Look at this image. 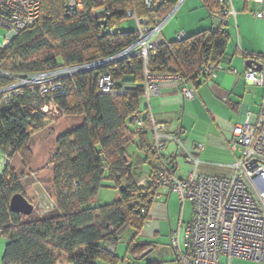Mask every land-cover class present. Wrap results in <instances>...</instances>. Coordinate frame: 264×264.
<instances>
[{
    "label": "trees",
    "instance_id": "trees-1",
    "mask_svg": "<svg viewBox=\"0 0 264 264\" xmlns=\"http://www.w3.org/2000/svg\"><path fill=\"white\" fill-rule=\"evenodd\" d=\"M199 2L211 20L218 6L216 0ZM175 6L176 1H166L156 12H150L142 0H84L79 13L66 9L64 0H42L39 19L0 49V67L29 74L112 57L135 39V31L120 29L129 19L127 12L147 18L153 25ZM228 38L227 32L212 26L182 41L157 44L148 56L147 68L153 74L179 75L182 84L196 90L202 81L212 79L204 74L207 66H224ZM243 56L244 62L252 59L260 63L254 57ZM104 72L125 91L123 95L95 93L97 78ZM143 72L142 60L128 56L66 82L67 94L56 97L58 104L66 108L63 118L68 122L55 143L56 208L40 217L11 213L9 199L24 193L14 172L9 167L3 169L0 236L7 242L2 264H122L125 258L137 263V258L151 248L150 244L139 243L138 237L149 221L148 211L155 197L153 193L143 195L137 186L142 177L132 171L127 159L135 138L138 150L148 147L147 132L142 130L150 127L149 116L142 117L143 128L133 121V116L141 113ZM29 102L26 95L0 117V152L19 156L25 165L31 161L27 144L33 134L45 128L43 118L28 108ZM144 159L150 162V174L159 159L148 150ZM73 178L78 180L76 190L64 195L61 180ZM105 183L118 190V199L111 205L90 207ZM123 240L126 250L120 258L110 249H116Z\"/></svg>",
    "mask_w": 264,
    "mask_h": 264
},
{
    "label": "built area",
    "instance_id": "built-area-1",
    "mask_svg": "<svg viewBox=\"0 0 264 264\" xmlns=\"http://www.w3.org/2000/svg\"><path fill=\"white\" fill-rule=\"evenodd\" d=\"M41 1L0 0V28L6 31L0 49L5 48L19 32L39 19ZM166 1L171 0H142L150 12H156ZM174 1L176 6L171 13L153 25L147 18L140 19L127 12V17L131 18L136 26L135 39L127 48L112 57L29 74H20L11 68L0 67V117L28 95V108L43 118L46 127L62 118L66 112V108L58 104L56 97L67 94V81L80 73L97 71L128 56H138L143 62L147 109L150 96L159 95L162 84L175 85L183 101L194 100L195 88L182 84L179 75L153 74L147 68L148 56L157 45L155 38L185 0ZM243 1L257 7L253 17L264 19V0ZM83 2L84 0H64V5L70 11L81 13ZM216 3L218 6L212 12L210 21L212 26L216 23L219 31L225 33L231 24L230 21L236 19V11L232 0H216ZM185 36L184 31H179L175 39L182 41ZM260 59L261 70L248 68L244 78L247 83L264 89V55ZM220 71L237 75L235 69H225L223 64L207 66L204 74L214 78ZM124 92L116 86L109 73L104 72L98 76L96 94L115 96L123 95ZM148 116L153 132V142L148 146V151L158 157L159 163L152 173L137 181V186L142 189L143 195L153 193L154 197L159 189H166L176 195L180 203L189 202L192 205V219L183 228L182 236L171 238L170 247L177 264H220L222 257L226 259L227 264L235 259L264 264V96L259 113L253 119L248 118L233 127L230 149L237 157L232 164L219 166L228 171L226 175H206L199 172L201 161L197 155L203 151L204 145L198 143L194 145L193 151L187 154L186 176L178 177L177 166L167 164L162 152L168 141L176 145H180V141L176 135L161 133L164 125L156 124L152 117ZM142 117L141 113L133 116L138 128L144 126ZM2 154L3 168L9 167L13 156ZM149 163L148 161L147 164ZM61 184L63 194L67 195L76 190L78 180L63 179ZM55 208L56 202L49 199L41 207L40 215H47Z\"/></svg>",
    "mask_w": 264,
    "mask_h": 264
},
{
    "label": "crops",
    "instance_id": "crops-1",
    "mask_svg": "<svg viewBox=\"0 0 264 264\" xmlns=\"http://www.w3.org/2000/svg\"><path fill=\"white\" fill-rule=\"evenodd\" d=\"M174 1V0H173ZM182 29L186 36L196 33L200 29L199 25L193 29H185L183 27L170 28L161 30V33L155 38L156 44L169 43L172 39L175 41L174 34ZM241 67L232 58L225 57L224 67L232 68L237 71V75L230 72H218L216 76L202 83L195 90V98L192 101H183L178 88L172 84H162L159 95L150 96L149 106L147 109L146 99L143 97V111H140L143 117L150 115L156 124L164 125L161 132L168 135H176L180 141V145L168 141L162 152V156L167 164H175L177 166V176L184 178L188 171L186 165V157L189 152L193 151L194 145L202 143L204 145L197 158L201 161L199 172L201 174L226 175V169H210L205 164L209 161L220 163L223 165L232 164L237 154L230 149L232 139V130L235 125L242 124L248 118L253 119L258 113L254 114L250 111L246 95L250 92L249 88L259 87L247 83L244 76L248 69L245 62ZM264 95V91H263ZM250 96V95H249ZM143 132H147L148 146L153 142V132L151 127L143 128ZM137 138H135L134 153L128 154L127 159L131 161L135 169H138L144 177L148 172L144 171V167H148L145 162L147 149H137ZM171 193L166 189H159L154 199H168ZM153 202V203H154ZM151 204L148 211V223L144 226L138 237L139 243L151 245V252L146 260L134 263V261L125 258L122 264H177L175 254L170 247L171 238L178 235L180 238L183 228L192 219V205L188 208V215L183 222H180L177 228L169 225L168 232L166 229L161 230L156 220L160 218L161 205ZM155 222V223H154ZM166 231V232H165ZM163 239V242H156V239ZM126 245V244H125ZM116 249H110L119 256ZM220 264H227L225 258L220 259ZM230 264H260L244 260H232Z\"/></svg>",
    "mask_w": 264,
    "mask_h": 264
},
{
    "label": "rangeland",
    "instance_id": "rangeland-1",
    "mask_svg": "<svg viewBox=\"0 0 264 264\" xmlns=\"http://www.w3.org/2000/svg\"><path fill=\"white\" fill-rule=\"evenodd\" d=\"M234 9L236 11V19L231 20L230 26L227 27L228 44L226 49V57L232 58L236 63L242 67L244 65L243 55L254 57L257 60L264 55V19H257L253 17L254 11L257 9L255 5L245 4L243 0H232ZM100 3V2H99ZM199 25L200 29L208 30L212 27L211 21L205 8L200 4L199 0H185L181 6L175 11L172 18L164 26V29L183 27L187 30L193 29ZM217 26L216 23L213 24ZM120 29L124 32L135 31L136 26L134 21L129 18L120 25ZM179 31V29L175 34ZM6 37V31L0 28V43ZM238 37V40H237ZM171 39L169 42H172ZM223 72V71H222ZM250 93L246 95L250 111L254 114L260 111L263 91L262 87H251ZM250 95V96H249ZM144 103L141 102L140 110L143 111ZM68 126L66 118H59L55 123L47 125L39 132L33 134L29 143L27 144V152L30 153V163L25 165L22 158L13 156L9 162V168L14 172L18 178L20 187L26 199L33 205L34 210L31 217H40V211L43 204L47 200H56L57 196V177L54 171L55 153H56V138ZM134 144H131L127 153H134ZM23 157V156H22ZM24 158V157H23ZM27 159V158H26ZM3 154L0 152V174L3 171L2 166ZM133 172L138 173L139 177L145 174L134 168L130 161ZM210 169H218L219 166H226L216 162H207L205 164ZM220 169V168H219ZM144 171L148 172V168L144 167ZM108 179V175H104V180ZM137 180V178H136ZM118 199V190L111 185L105 183L101 184L96 197L90 203V207L95 208L99 206L111 205ZM161 205L160 218L156 220L161 230L168 232L169 225L177 228L180 222H183L188 215L189 202L180 203L177 196L171 194L166 199H156L153 203ZM155 223V222H154ZM165 231V232H166ZM6 238L0 236V264H2V257L6 245ZM156 242H163V239H156ZM126 241L123 240L117 247V254L124 255Z\"/></svg>",
    "mask_w": 264,
    "mask_h": 264
},
{
    "label": "water",
    "instance_id": "water-1",
    "mask_svg": "<svg viewBox=\"0 0 264 264\" xmlns=\"http://www.w3.org/2000/svg\"><path fill=\"white\" fill-rule=\"evenodd\" d=\"M245 65L246 67L254 69L256 71L261 70V64L252 59L247 60L245 62ZM8 208L11 213L20 214L25 217L30 216L34 210L33 205L26 199V197L19 193L13 195L9 199ZM150 252H151L150 249L145 251L139 258H137V261L142 260Z\"/></svg>",
    "mask_w": 264,
    "mask_h": 264
}]
</instances>
